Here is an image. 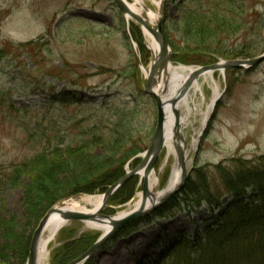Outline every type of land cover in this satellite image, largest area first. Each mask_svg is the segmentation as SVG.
Wrapping results in <instances>:
<instances>
[{"label": "rangeland", "instance_id": "1", "mask_svg": "<svg viewBox=\"0 0 264 264\" xmlns=\"http://www.w3.org/2000/svg\"><path fill=\"white\" fill-rule=\"evenodd\" d=\"M143 1L145 7L140 10L151 26L164 16L173 65L199 67L204 66L199 61L211 60L213 64L264 54V0H213L216 5L224 4L220 10L223 14L228 10L225 5H234L224 32L219 28L213 34L188 31L185 27L190 17L188 9L211 0ZM151 10L160 12V16L151 20ZM143 28L128 18L114 0H0L1 225L4 219L16 218V231L32 241L40 221L53 206L69 199L104 194L116 182L103 184L91 193H72L77 188L70 187L72 182L82 177L85 168L93 173L94 163L88 156H101L108 161L109 171L102 181L119 169L126 174L141 162L158 119L156 102L146 92V69L152 68L154 55ZM247 52L252 57L245 56ZM212 73L213 78L206 80L201 76L200 88L188 92L191 110L184 106L180 111V118L188 115L184 138L191 161L187 165L190 175L175 196L183 193L189 180L196 184L207 178L211 189L220 190L223 169H236L240 163H244L242 168L264 163V61ZM214 80L220 96L202 127L214 98ZM117 112L127 115L119 120ZM101 132H107L108 144L106 139L95 140L104 136ZM119 142L124 143L123 153L134 150L125 162H120V149L114 152L117 157L107 155L114 148L111 146ZM84 144H88L86 149H73ZM45 149L44 155L34 162ZM177 158V151L170 154L164 145L153 168L155 191L167 186ZM24 161L29 162L25 173L16 184L7 183L5 176L13 165ZM42 176L50 178L54 188L42 204L40 201L38 209H28L27 183ZM104 182H108V177ZM126 183L128 186L122 188ZM126 183L110 197L103 214L113 215L130 208L143 190L140 174ZM127 189L132 192L131 198L116 203L124 200ZM62 191L65 195L58 198ZM230 200L226 195L224 204L214 208L208 203L195 210L182 206L173 217H158L152 212L119 230L84 264H172L175 257L170 253L181 240H193L199 231L204 236L200 240L207 241L205 228L216 227V220ZM52 201L55 203L50 205ZM103 233L85 221L68 220L42 264H67L73 260L68 259L70 256L79 253L83 242L89 246L76 258ZM31 241L21 264L27 263ZM10 256L14 263L15 252Z\"/></svg>", "mask_w": 264, "mask_h": 264}, {"label": "trees", "instance_id": "2", "mask_svg": "<svg viewBox=\"0 0 264 264\" xmlns=\"http://www.w3.org/2000/svg\"><path fill=\"white\" fill-rule=\"evenodd\" d=\"M209 3L214 4V6L207 5ZM207 4L199 2L194 7L188 9L187 12L190 17H188L185 25L188 31L195 29L196 32L201 34H213V32L217 33L216 30L221 28V31L224 32L223 26L227 24V19L231 16L229 13H232L230 9L234 5H225L228 7V10L225 11L227 14H223L221 13L223 3L218 2V5H216V2L213 3V0H211ZM211 13L213 17H210ZM224 18H226L225 22H223ZM229 25L232 27L231 22ZM244 54L245 56L252 57L249 52ZM210 61L204 60L198 63L208 65L211 63ZM117 114L119 120L127 115L126 113L118 112ZM101 133H104V136L101 135V138L95 139L96 141L106 139L107 132ZM106 142L108 144L109 140L106 139ZM86 145L88 144L77 145L73 149L83 150L88 147ZM123 145L124 143L120 144L119 142L111 146L114 148L109 149L107 155L113 156L114 152L120 149L122 152L119 156L120 160H122L120 162L127 161L131 157L130 153L134 150L131 149L123 153ZM45 152L46 149L38 153L34 158V162L41 155H44ZM117 156L114 154V157ZM88 159L95 164H93L92 168L93 173L92 171L88 172L89 169L85 168L86 171L83 172L82 177L80 176L78 181L72 182L70 187H77L72 191L74 194L79 192L91 193L103 184H111L125 175L124 170L119 169L114 174L106 175L102 181L107 170L109 171L110 165L108 161L101 156L92 158L88 156ZM28 165L29 162L25 161L21 164L13 165L12 171L5 176L7 183L16 184L25 173ZM243 165L240 163L236 169H223L221 173L223 188L220 190L211 189V183L208 182L207 178L200 179L199 183L196 184H194L195 180H189L188 185L182 191L183 193L180 192L178 196L163 204L153 213V215L155 214L158 217H173L183 209L182 206H186L189 210H195L200 208L204 203H208L210 207L214 208L224 204V201L222 202L224 196L229 195L231 198V202L227 204L225 211L216 220V227L211 228V226H207L205 228L207 241L202 242L200 240L203 235L200 236L201 233L199 231L193 237V240H190V238L181 240V242H178V245H180L176 246L177 248L170 253V255L174 254L173 256L175 257L172 264H264V163H251L248 164V168H242ZM106 177H108V182H104L106 181ZM50 181V178L42 176L41 178L32 179V181L27 183L28 199L25 205L28 209L30 207L33 209L37 207L38 209L41 206L45 198L48 197V192L54 188L51 186L52 181L51 183ZM128 184L126 183L122 188L127 187ZM127 190V192L124 191V195L126 196L127 194L124 200H117L116 203H120L118 201H121V203L126 202L131 198L132 192H130V189ZM64 195L65 193L62 191L58 198ZM53 203L55 202L52 201L49 204L52 205ZM16 228V218L10 220L4 219L1 225L0 210V264H21L22 257L27 254L31 241L30 237L26 238V235L16 231ZM210 232H212V235L208 234ZM88 246L89 244L84 245L83 242L80 251L85 250ZM14 252L16 257L12 258L14 260V263H12L9 256L14 254ZM79 253L73 254L68 259L76 258Z\"/></svg>", "mask_w": 264, "mask_h": 264}, {"label": "water", "instance_id": "3", "mask_svg": "<svg viewBox=\"0 0 264 264\" xmlns=\"http://www.w3.org/2000/svg\"><path fill=\"white\" fill-rule=\"evenodd\" d=\"M123 13L127 16L130 14L131 17L138 21L143 27L152 32L156 41L160 46V54L157 58L154 57V62L151 68V72L148 74V81L146 86V92L152 95L154 98L157 109H158V119L156 130L151 142V145L148 147L146 152L143 155L141 162L133 169L128 171L123 177H121L118 181H116L112 186H110L106 192L103 194L102 207L100 208V212L95 214H88L84 212L72 211V210H58L57 206H53L47 214L40 221L36 231L33 234V238L30 245V253L26 264H37V253H38V244L41 238V235L44 231V228L47 224V221L50 215L54 211H60L66 221L68 220H99L102 219L97 218L98 216H102V218H110L112 219V215L103 214L102 211L104 207L107 205L110 197L114 194V192L122 186L124 183L128 181L131 177L140 174L143 170V181L144 186L142 190L143 200L139 207L132 209L131 211L124 213L123 216L116 218L115 220L110 221V228L107 232H104L99 239L83 254L68 262L67 264H83L87 261L103 244H105L113 235H115L119 230L124 228L127 224H130L134 220H137L141 217L146 216L147 214L152 213L157 208L168 202L175 196L184 186V182L190 175V170L187 169L186 163L183 162V152L180 149H177L178 161L182 167V180L179 182V185L175 187L171 192H166L164 196H162L159 200L154 199V193L150 188L149 177L153 173V168L158 160L159 154L161 153L164 147V127L166 122L165 116V106L166 104H171L173 108V112L176 118V122L178 123L180 120V111L176 108V103L182 99L189 91L195 80L201 76L205 72H214L216 70L221 69H229L233 67H251L262 61H264V54L250 58V59H231V60H223L221 62H217L210 65L199 66L197 70L191 72L188 81L186 82L183 89H181L178 98H173L164 101L160 96L155 93V84L156 81L160 80L162 73L167 70L170 60L172 48L170 46L169 40L164 32V16H160L159 21L155 24V26H151L146 19L133 11L125 0H114ZM162 9V7H161ZM163 13V12H161ZM264 26V22H263ZM217 102V100H216ZM178 127L175 129L177 130ZM141 175V174H140ZM168 186V184H167ZM166 186V187H167ZM165 187V189H166ZM151 200V202H149Z\"/></svg>", "mask_w": 264, "mask_h": 264}, {"label": "bare ground", "instance_id": "4", "mask_svg": "<svg viewBox=\"0 0 264 264\" xmlns=\"http://www.w3.org/2000/svg\"><path fill=\"white\" fill-rule=\"evenodd\" d=\"M125 2L128 4V6L133 11H135L139 15H142L140 7H143V8L145 7L143 0H134V2L125 0ZM158 4H160V2H158ZM149 15H150V19L154 20L160 16V12H154L151 10L149 12ZM127 17L132 18L130 14H127ZM143 29L147 37L150 39V45H151L150 47L152 50V54L154 55L155 58H157L160 54L159 43L156 41L152 32H150L145 27ZM197 69L198 67L184 66V65L176 66L170 63L167 70L164 71V73L162 74L160 81H158V85L156 86L155 93L166 102L173 98H178L179 93L181 89H183V87L185 86L186 82L188 81V78L191 72ZM223 70L224 69H221V71ZM150 72H151V69H146V73H150ZM201 76H204V78L208 80L209 78H213V73L208 71V72L203 73ZM201 76H199L195 80L192 88H195V89L200 88L199 79ZM214 91H215L214 98L208 107L202 127L205 126L207 120L210 117L209 115L215 108L216 100H218L220 96L219 85L216 82L214 84ZM184 106L188 108L189 110H191L188 94L185 95L182 99H180L176 103V108L179 111H182ZM164 110H165V116H166V122H165V127H164L165 147L168 148L170 154L175 153V150L177 151V149L182 150L183 162H185L187 166L189 165L191 161V157L188 152V142L184 138V129L187 125L186 120L188 118V115L184 116L183 118H180L179 122L177 123L171 104L167 103ZM176 127H178L177 130L175 129ZM195 141H196L195 143H197L198 138H196ZM143 173L144 171L142 170L140 174L143 176ZM181 180H182V167L179 161H176L174 170L172 172V175L170 177V180L168 182V186L166 187V189L164 188L163 190L155 191L157 180H156V177L152 173L149 177V182H150V188L155 195L154 199L159 200L162 196L165 195L166 192H171L175 187L179 185V182ZM142 200H143L142 192H139L135 200L130 203V208L121 210V211L118 210L115 214L112 215L111 217L112 219L102 218V216H98L97 218L102 219L103 221L86 220L85 222L87 225L91 227H96V228L102 229L103 232H107V230L110 228L111 220H115L116 218L123 216L124 213H127L131 211L132 209L139 207L142 203ZM102 201H103V194H99L95 196L87 195V196L81 197L80 199H69V200L60 202L56 206L58 210L59 209L60 210H72V211H78V212H84L88 214L97 215V213L100 212V208L102 207ZM149 202H151V200H149ZM155 211H153V213ZM148 215L149 214H147L144 217H148ZM67 222L68 221L64 219L60 211H54L50 215L47 221V224L44 228V231L41 235V238L39 240L38 253H37V264H42V262L49 255V248H50L52 241L56 238L58 232L67 224Z\"/></svg>", "mask_w": 264, "mask_h": 264}]
</instances>
